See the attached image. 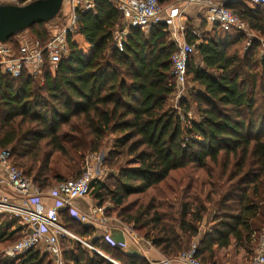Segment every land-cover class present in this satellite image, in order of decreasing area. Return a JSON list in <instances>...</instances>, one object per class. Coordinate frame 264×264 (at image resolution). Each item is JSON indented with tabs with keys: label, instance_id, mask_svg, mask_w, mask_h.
<instances>
[{
	"label": "trees",
	"instance_id": "obj_1",
	"mask_svg": "<svg viewBox=\"0 0 264 264\" xmlns=\"http://www.w3.org/2000/svg\"><path fill=\"white\" fill-rule=\"evenodd\" d=\"M178 1L158 0L163 8ZM224 6L264 35V4L238 0ZM120 21L121 11L111 2L95 0L93 10L79 13L77 30L67 37L68 56L56 66L47 64L40 79L28 73L14 78L0 68V154L8 151V160L47 190L80 177L87 157L104 150L113 136L104 158L116 170L113 182H91L99 207L114 204L107 214L131 225L168 259L193 243L196 257L206 264H218L215 247L227 248L233 240L251 249L249 244L264 233L260 45L242 55L243 33L235 31L234 38L218 24L208 29L201 19L199 36L187 23L186 41L195 45L187 75L194 87L191 100L178 104L181 114L169 104L177 50L170 26L162 21L148 32L133 28L119 51L113 30ZM48 22L27 30L45 41ZM192 107L198 119L189 117ZM126 158L134 166H124ZM191 166L208 170H201L202 178L195 170L185 185V177H172ZM62 220L70 230L77 225L80 237L94 236L92 227L66 210ZM205 220L210 230H202ZM23 230L18 218L0 214V241H11ZM90 243L108 257L76 241L73 250H64L65 263L150 264L100 239ZM47 255L32 249L7 264H53Z\"/></svg>",
	"mask_w": 264,
	"mask_h": 264
},
{
	"label": "built area",
	"instance_id": "obj_2",
	"mask_svg": "<svg viewBox=\"0 0 264 264\" xmlns=\"http://www.w3.org/2000/svg\"><path fill=\"white\" fill-rule=\"evenodd\" d=\"M121 11L120 24L113 30L114 46L123 51L131 29H151L159 22H166L172 31V38L177 50L172 56L175 92L181 95L188 80L187 64L195 51V45L186 41V24L175 23L182 16L178 5L172 4L163 11L158 0H108ZM187 4L206 6L205 20L210 25L218 24L224 31L244 32L249 26L239 15L227 9L218 0H181ZM253 4H264V0H250ZM0 3L25 4L20 0H0ZM65 8L47 23L48 38L34 37L25 30L0 42V68L3 74L20 77L23 73L42 76L47 64L56 66L69 54L67 37L78 28L79 13L95 8V0H66ZM195 34L199 35L194 31ZM9 152H3L0 163L5 167L7 179L0 178V214H9L19 219L26 233L13 243L8 251L11 255L23 256L32 249H45L52 257L53 264H66L63 256L65 241H78L91 250L106 256L96 246L85 241L72 232L62 220L65 209L72 218L86 224L92 220L91 215L81 212L74 204L78 198H85L92 193L93 174L89 168L78 178H71L60 184L41 190L28 178L23 170L12 164ZM45 198H52L54 203L48 205ZM114 247L122 245L113 244ZM197 244L181 252L178 260L184 264H205L196 257ZM107 257V256H106ZM116 263L114 260H112ZM165 259L154 264H171ZM252 264H264V233L258 239L256 254Z\"/></svg>",
	"mask_w": 264,
	"mask_h": 264
},
{
	"label": "crops",
	"instance_id": "obj_3",
	"mask_svg": "<svg viewBox=\"0 0 264 264\" xmlns=\"http://www.w3.org/2000/svg\"><path fill=\"white\" fill-rule=\"evenodd\" d=\"M219 2L225 3L226 1H238V0H218ZM253 6L254 4L250 2V0H241ZM175 4V3H174ZM179 7L182 12V16L176 18L175 23H189L194 26V31L198 32V28L200 25V20H205L206 6L201 4H187L181 0L175 4V6ZM192 20V21H191ZM206 21V20H205ZM208 29L211 28L212 25L208 24ZM147 29L145 31H149ZM231 36L235 38L234 35L230 32ZM0 170H6L3 165H1ZM1 174V173H0ZM2 175H6V171ZM45 203L48 205H52L54 203L52 198H45ZM74 204L77 208L83 212L91 215L92 220L93 217H96L98 221H92L84 224L85 226L92 227L94 232V236L86 237L89 240L100 239L102 242L110 244L111 246L115 243L117 245H122L121 250L128 255H137L146 259L150 264H154L156 262L164 261L168 259L157 247H155L152 242L146 238H144L138 231L132 228L131 225L121 221L118 217L109 215L107 212L110 207L107 206H98V202L94 198L93 195H89L85 198H78L75 200ZM65 209H63L64 211ZM107 212L104 214V211ZM96 214L97 216H94ZM103 214V215H101ZM212 227L209 221L205 220L202 223V230H207ZM24 231V230H23ZM85 238V239H86ZM67 244L68 250H73L75 248L74 241H65L64 246ZM65 249V248H64ZM41 252L45 251L44 248H40ZM66 250V249H65ZM216 250V260L218 264H252L253 255L247 253V250L244 246L238 245L236 241H232L229 247L225 248H217ZM103 252V251H102ZM104 253V252H103ZM107 256V255H106ZM108 257V256H107ZM178 258V257H177ZM169 259L172 260L171 264H184L183 261L178 259ZM116 264H119L115 261Z\"/></svg>",
	"mask_w": 264,
	"mask_h": 264
},
{
	"label": "rangeland",
	"instance_id": "obj_4",
	"mask_svg": "<svg viewBox=\"0 0 264 264\" xmlns=\"http://www.w3.org/2000/svg\"><path fill=\"white\" fill-rule=\"evenodd\" d=\"M65 2H66V0H65ZM176 3H178V2H175V4ZM63 8H65V7L63 6ZM162 9H163V11H165L166 8L162 7ZM198 32H200V31L198 30ZM232 33L234 35L236 34L237 36L239 35L235 31H232ZM240 33L244 34L242 43L238 47L240 49L239 52L242 55L245 52H247V51L249 52L251 50V48L254 47L257 44L260 45L259 46V54L260 55L263 54V52H264V35H261L260 33L254 31V30H251L250 28H248L246 31H244V32L242 31ZM199 36H202L201 33H200ZM40 77L41 76L38 75L39 79H40ZM193 87H194V83L191 81L190 76H189L187 82L184 85L183 93L181 95H179L178 93H174L169 99V104L172 105L174 108L178 109V111L181 114H183V112H182L181 108H179L178 104L180 103V101L182 99H187V100L190 99L191 100V98L189 96V93H190V90ZM189 117H192V118H195V119L199 118L198 114L195 112L193 107L191 108V111H189ZM112 140H114L113 136H111V138L109 139L108 143L106 144V148L104 150H102L100 153H97V154H90L87 157L86 164H85V166L82 167L83 170H81L82 173L85 170H87V168H89L91 170L92 174H93V180L96 179V178H100L101 180L105 181L106 183H110L111 184L113 182V179L111 178V176L114 174V172H116V170L111 168L108 164H104V158H106V154L112 148V143H113ZM1 155L2 154H0V158H1ZM131 160H132L131 158H126L125 161L123 162L124 166H134V164L131 163L132 162ZM1 165L2 164L0 163V167H1ZM195 170H200L199 173H200V177L202 178L204 173L201 170H208V168L207 169H200L197 166H191V167H188L186 169H181L179 171H176V172L172 173V177L177 178V179H180L181 177H185V179H186V181L184 183V185H185L186 182H188L189 175H191V176L195 175L194 174ZM212 170H219V168L218 167L212 168ZM4 171L5 170H0V173H1L0 174V178L7 179L6 175H2L4 173ZM181 189H182V187L178 186V190H181ZM90 195H93V191H92V193ZM144 197L146 198V196H144ZM172 202H174V200H172ZM104 206L110 207V209H107V210H111L112 211V209H114V204L112 202H110V201L106 202V204H104ZM107 210L104 211V214L107 212ZM6 215H9V214H6ZM101 215H103V214H101ZM94 216H97V215L94 214ZM96 219H97L96 217H93L92 221H98ZM210 224H211V222H210ZM70 227H71L72 232L75 233L76 230H77V225L70 226ZM23 233L25 234L26 231L24 230ZM23 233L21 232L20 234H16L11 239V241L10 240L9 241H5V240L4 241H0V264L10 263L11 260L13 262H15V259L20 257V256H15L14 257L13 255H11L9 253V251H8V248L13 244V242L15 240L19 239L21 237V235H23ZM78 236H80V235H78ZM81 237L85 241L90 242V240L87 239L86 237H83V236H81ZM256 244L258 245V241L256 239L252 243L249 244V246L252 247V248L251 249L250 248L246 249L248 254L253 255V256L256 254V248H257ZM66 246H67V244L64 246V248L66 250H68ZM254 247H256V248H254ZM42 253L46 254V255L49 254L46 251H42ZM104 254L106 255L107 253H104Z\"/></svg>",
	"mask_w": 264,
	"mask_h": 264
},
{
	"label": "water",
	"instance_id": "obj_5",
	"mask_svg": "<svg viewBox=\"0 0 264 264\" xmlns=\"http://www.w3.org/2000/svg\"><path fill=\"white\" fill-rule=\"evenodd\" d=\"M64 4L65 0H33L21 5L0 3V42L37 23L54 20Z\"/></svg>",
	"mask_w": 264,
	"mask_h": 264
}]
</instances>
